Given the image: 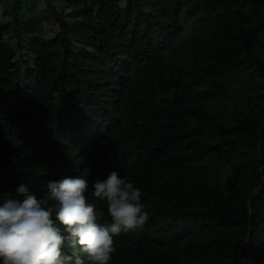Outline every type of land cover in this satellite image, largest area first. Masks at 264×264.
Here are the masks:
<instances>
[{
    "label": "trees",
    "instance_id": "obj_1",
    "mask_svg": "<svg viewBox=\"0 0 264 264\" xmlns=\"http://www.w3.org/2000/svg\"><path fill=\"white\" fill-rule=\"evenodd\" d=\"M7 1L0 206L82 175L106 213L92 185L115 170L148 220L109 264H264V0Z\"/></svg>",
    "mask_w": 264,
    "mask_h": 264
},
{
    "label": "clouds",
    "instance_id": "obj_2",
    "mask_svg": "<svg viewBox=\"0 0 264 264\" xmlns=\"http://www.w3.org/2000/svg\"><path fill=\"white\" fill-rule=\"evenodd\" d=\"M88 187L82 175L51 180L37 199L21 184L24 199L0 206V264H109L114 236L141 229L146 205L141 190L115 170L92 185L106 213L88 202Z\"/></svg>",
    "mask_w": 264,
    "mask_h": 264
},
{
    "label": "rangeland",
    "instance_id": "obj_3",
    "mask_svg": "<svg viewBox=\"0 0 264 264\" xmlns=\"http://www.w3.org/2000/svg\"><path fill=\"white\" fill-rule=\"evenodd\" d=\"M30 1H36V3L38 4L39 8H44V1L43 0H30ZM9 1L7 0H0V24H3L6 22L8 16L7 15H2V10L4 8V6L6 4H8ZM54 6H56V8L59 10L60 5H57L56 2L53 3ZM182 15V14H181ZM183 19V24H184V32L182 34L183 37H189L192 33H196L198 31V29L200 27H202L203 23L201 21L200 18V14L196 13L190 16H186L185 14H183V16L181 17V21ZM38 29L41 35L45 36V37H50L53 34H55L57 27L54 21L51 22H45L42 24H38ZM10 38V36L8 37V39ZM11 41L13 42V38L11 39Z\"/></svg>",
    "mask_w": 264,
    "mask_h": 264
},
{
    "label": "water",
    "instance_id": "obj_4",
    "mask_svg": "<svg viewBox=\"0 0 264 264\" xmlns=\"http://www.w3.org/2000/svg\"><path fill=\"white\" fill-rule=\"evenodd\" d=\"M263 130H264V125H262L261 126V128H260V132H259V142H260V151H259V154H260V156H259V161H260V164H262V151H261V146H262V144H261V141H262V136H263ZM251 197H252V195H251ZM248 237H249V235L247 236V238H246V240L244 241V243L241 245V247H240V250H239V256L241 257L242 256V250H243V247H244V245H245V243H246V241H247V239H248Z\"/></svg>",
    "mask_w": 264,
    "mask_h": 264
}]
</instances>
